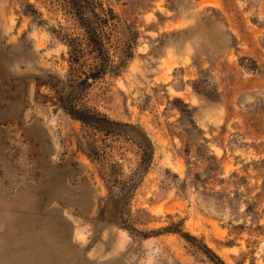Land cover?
<instances>
[{"label":"rangeland","instance_id":"obj_1","mask_svg":"<svg viewBox=\"0 0 264 264\" xmlns=\"http://www.w3.org/2000/svg\"><path fill=\"white\" fill-rule=\"evenodd\" d=\"M104 1L113 63L130 39L133 55L93 81V54L71 69L53 32L80 33L62 11L0 0V264H264V0ZM69 102L148 133L131 218L159 234L100 214L107 189ZM116 143L130 173L136 148Z\"/></svg>","mask_w":264,"mask_h":264},{"label":"trees","instance_id":"obj_2","mask_svg":"<svg viewBox=\"0 0 264 264\" xmlns=\"http://www.w3.org/2000/svg\"><path fill=\"white\" fill-rule=\"evenodd\" d=\"M52 6H56L63 15L72 22L79 34L65 31L64 26L53 28V32L69 47V63L74 70L75 65L84 60L85 53L91 52L94 56V65L90 69V75L86 77L93 81L101 78L109 69H119L125 59L132 57V39L129 49L118 64L113 63L109 45L113 35L114 20L117 13L111 5H106L104 0H45ZM25 10L33 14L37 20L42 13L33 3H26ZM84 79L82 81H86ZM79 95V94H78ZM62 107L74 119L80 121L82 134L80 144H83L84 153L98 164V173L107 189V195L103 198V207L100 214L110 208V215L114 223L130 233H140L144 237H151L160 233L159 230H139L131 218V202L135 192L142 183L152 164L155 145L148 133L140 126L124 123L111 119L107 114L72 102L63 103ZM120 137L131 141L135 146L137 155L136 165L130 173H126L123 163L116 157V141ZM118 155L123 156L121 152ZM171 227L162 230L171 231Z\"/></svg>","mask_w":264,"mask_h":264}]
</instances>
